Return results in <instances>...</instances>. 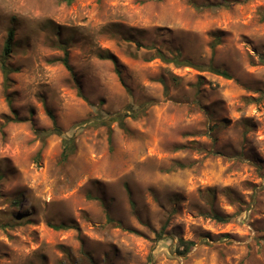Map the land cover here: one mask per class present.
<instances>
[{
	"label": "rangeland",
	"instance_id": "374dc122",
	"mask_svg": "<svg viewBox=\"0 0 264 264\" xmlns=\"http://www.w3.org/2000/svg\"><path fill=\"white\" fill-rule=\"evenodd\" d=\"M4 58L0 264H264V0H0Z\"/></svg>",
	"mask_w": 264,
	"mask_h": 264
},
{
	"label": "trees",
	"instance_id": "16d2710c",
	"mask_svg": "<svg viewBox=\"0 0 264 264\" xmlns=\"http://www.w3.org/2000/svg\"><path fill=\"white\" fill-rule=\"evenodd\" d=\"M66 1L68 3H71L73 0H66ZM13 40H14V32L10 31L6 45H5V55L6 56H9L12 53ZM218 41H219V39H217L216 42H218ZM139 46H141V45H139ZM148 48L151 49L152 47H148ZM63 52H64V58L62 59V63L65 66V68L69 72L72 73L73 68L69 62V51H68L67 47H63ZM181 57H182L181 54L176 53L175 55H172V58H168L162 52H158V58L160 60H162L164 63L174 64L176 67H192V68L198 69L199 71H205V72L213 73V74L218 75V76H220L224 79H227V80L232 79V75L226 70H222V69L217 68L211 64L209 66H197V65H194L193 63H191L190 61L182 60ZM107 58L112 60L115 64L117 63V61L114 58H110V57H107ZM262 62L264 63V59H262ZM0 66H1L2 74H3V78H4L5 89H8L9 83L11 81L10 76L13 73L18 72V69H14V68L10 67L6 61V58H4L3 60L0 61ZM122 83H123V81H122ZM47 114L50 117V119L52 120L53 127L49 131H42V132L38 131V133L39 134L43 133L45 135H57V136L63 137L64 133H63L62 129L58 126L57 120H56V117L54 116V114L51 111H48ZM125 118H126L125 115H123V116L119 115V116L112 117V119H110V121L111 122H120L121 124H123ZM105 123L107 124V122H105ZM103 125H105V124L103 123ZM74 151H75V145L72 143V141H70V139H68V138H63V154H62L63 160L64 161L67 160L74 153ZM212 218L214 220H216L218 222H222V223L228 222L230 220L229 217H225V216H222V215H219L216 213L212 214ZM52 228L55 230H67V229H69V227L66 225L53 226ZM179 246L182 248V251H179V254L186 255L195 246V243L192 241H180Z\"/></svg>",
	"mask_w": 264,
	"mask_h": 264
}]
</instances>
